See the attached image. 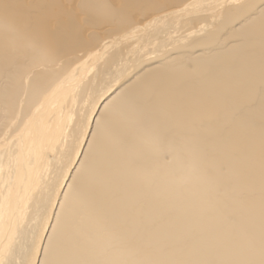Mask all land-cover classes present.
<instances>
[{"label": "bare ground", "instance_id": "1", "mask_svg": "<svg viewBox=\"0 0 264 264\" xmlns=\"http://www.w3.org/2000/svg\"><path fill=\"white\" fill-rule=\"evenodd\" d=\"M0 264H264V0H0Z\"/></svg>", "mask_w": 264, "mask_h": 264}]
</instances>
